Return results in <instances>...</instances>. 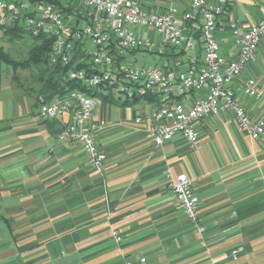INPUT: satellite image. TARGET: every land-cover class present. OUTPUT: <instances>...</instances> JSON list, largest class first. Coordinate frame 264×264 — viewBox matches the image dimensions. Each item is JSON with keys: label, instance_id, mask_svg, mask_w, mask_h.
<instances>
[{"label": "crops", "instance_id": "0c3cea01", "mask_svg": "<svg viewBox=\"0 0 264 264\" xmlns=\"http://www.w3.org/2000/svg\"><path fill=\"white\" fill-rule=\"evenodd\" d=\"M190 1L140 0L148 12L177 14ZM58 7L78 29L94 18L73 0H60ZM263 16L264 0H236L224 20L248 28ZM139 35L157 41L152 31ZM215 39L226 59L236 57L230 29H217ZM200 44L198 35L195 49L185 54L171 47L163 55L128 51L120 62L146 53L157 57L151 66L167 68L189 55L200 59ZM83 48L89 53L91 43L83 41ZM247 77L261 86L260 98L242 93ZM9 88L5 96L0 92V264H264V135L249 138L232 113L222 112L196 124L195 146L177 134L157 147L147 137L148 122H135L152 112L154 101L114 97L93 112L106 154L96 171L79 145L58 138L68 117L43 121L33 99L12 93L10 82ZM230 88L253 120L264 113V38ZM192 95L179 100L189 102ZM167 172L193 181L196 222L176 202Z\"/></svg>", "mask_w": 264, "mask_h": 264}, {"label": "built area", "instance_id": "2783aa9c", "mask_svg": "<svg viewBox=\"0 0 264 264\" xmlns=\"http://www.w3.org/2000/svg\"><path fill=\"white\" fill-rule=\"evenodd\" d=\"M59 1L0 0V28L18 25L33 38L53 35L50 61L63 65L70 61L74 45L88 40L90 72L70 69L68 78L87 88L103 86L114 97L124 100L157 96L152 112L135 119L137 124L148 122L147 137L155 146H162L177 134L195 146L199 139L196 124L222 112L232 113L240 131L249 138L255 140L264 135V113L253 120L230 88L256 59L264 38V16L244 28L239 21L224 20V14L236 0H191L181 14L175 10L148 12L140 0H73L87 17H94L90 24L78 29L64 20ZM224 27L230 29L237 46V55L231 60L221 54L215 39L216 30ZM141 29L152 31L157 41L153 43L148 37H141ZM196 33L201 38L200 59L189 55L185 60H174L167 68L120 62L128 51L153 49L158 55H163L169 47L180 54L193 51ZM241 91L255 99L263 95L261 86L250 77L242 81ZM188 93L193 94L189 102L179 100ZM100 103L97 96L73 90L37 108V115L43 121L68 117L58 138L79 145L87 164L96 171H101L106 161V154L96 140L102 125L93 120V112ZM166 179L186 218L196 222L199 200L192 189L193 181L185 173L167 172ZM202 230L198 227L199 232ZM113 236L117 242L121 241L117 233ZM236 258L233 254V259Z\"/></svg>", "mask_w": 264, "mask_h": 264}, {"label": "trees", "instance_id": "16d2710c", "mask_svg": "<svg viewBox=\"0 0 264 264\" xmlns=\"http://www.w3.org/2000/svg\"><path fill=\"white\" fill-rule=\"evenodd\" d=\"M0 32V92L2 90V65L5 64L12 68L11 86L22 93L33 94V105L35 107L62 98L73 90H81L91 96H97L102 102L106 100L115 101L114 96L107 92V89L103 86L87 88L80 82L68 78L70 69H85L90 72L91 57L83 48V43L74 45L70 61L68 64L63 65L61 62L52 63L50 61L54 41L53 35L41 34L33 38L18 25L0 28ZM26 35L30 36L33 42L28 47L25 55L18 59L5 48V45L14 46L13 44L16 41ZM198 35L199 33H196L195 37H198ZM20 54L23 55L24 50ZM26 72L29 74L28 77L23 76ZM144 99L154 101L157 96L152 95L144 97ZM138 100L140 99H134L130 102ZM128 102L129 100H125V103Z\"/></svg>", "mask_w": 264, "mask_h": 264}, {"label": "rangeland", "instance_id": "374dc122", "mask_svg": "<svg viewBox=\"0 0 264 264\" xmlns=\"http://www.w3.org/2000/svg\"><path fill=\"white\" fill-rule=\"evenodd\" d=\"M144 30V29H141ZM0 36H1V32H0ZM33 40L30 36L26 35L23 38H21L20 40L16 41L13 45L14 46H8L5 45V48L14 55V57L16 58H21L22 56L25 55V53L27 52L28 47L32 44ZM22 50H24V54H20L22 52ZM20 54V55H18ZM137 59L134 61H132L131 59H128L125 61L124 64H135V65H152V63L157 59L156 55H149L146 53H138L136 54ZM11 71L12 68L8 65H2V95L5 96L10 92V88H9V82H10V75H11ZM23 76H29V74L26 72L23 74ZM12 93H14L15 95L18 96H25L29 101H31L34 97L33 94L30 93H22L20 90H15L14 88H12ZM146 107L151 108L150 103L147 104L145 103ZM136 111L140 112L142 111V109H140L139 107H135Z\"/></svg>", "mask_w": 264, "mask_h": 264}]
</instances>
